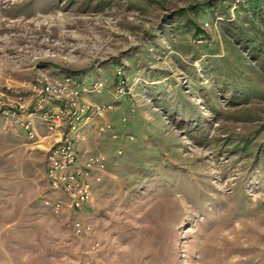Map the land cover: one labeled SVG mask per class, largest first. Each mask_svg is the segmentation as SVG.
<instances>
[{"label":"rangeland","instance_id":"1","mask_svg":"<svg viewBox=\"0 0 264 264\" xmlns=\"http://www.w3.org/2000/svg\"><path fill=\"white\" fill-rule=\"evenodd\" d=\"M249 1L0 0V264H264V0ZM44 77L102 81L82 100L114 106L79 132L83 160L107 156L80 227L44 202Z\"/></svg>","mask_w":264,"mask_h":264},{"label":"built area","instance_id":"2","mask_svg":"<svg viewBox=\"0 0 264 264\" xmlns=\"http://www.w3.org/2000/svg\"><path fill=\"white\" fill-rule=\"evenodd\" d=\"M117 76L115 94L122 96L127 93V79L121 68H118ZM104 88L102 81L87 87L73 78L44 77L35 86L33 94L35 113H41L48 132L56 138L47 152L49 192H54L55 196L51 197L49 193L45 205L55 212L62 211L66 206L71 207L78 212V227L83 224L84 209L92 199L94 183L101 181L107 171L105 154L100 153L86 160L81 158L77 147L79 132L90 116L102 118L114 109L112 104L83 101L82 96L88 92H102ZM26 129L30 131V124ZM101 129L114 131V138L119 136L111 124Z\"/></svg>","mask_w":264,"mask_h":264},{"label":"trees","instance_id":"3","mask_svg":"<svg viewBox=\"0 0 264 264\" xmlns=\"http://www.w3.org/2000/svg\"><path fill=\"white\" fill-rule=\"evenodd\" d=\"M250 2V5H251V7H258L261 3V0H250L249 1Z\"/></svg>","mask_w":264,"mask_h":264},{"label":"crops","instance_id":"4","mask_svg":"<svg viewBox=\"0 0 264 264\" xmlns=\"http://www.w3.org/2000/svg\"><path fill=\"white\" fill-rule=\"evenodd\" d=\"M87 100H89L90 102H92V98H89V96L87 97ZM53 137V136H52ZM54 138V141H55V137H53ZM77 141H78V139H77ZM54 143V142H53ZM53 143H51V145L53 144ZM78 147V150H80V151H82L80 148H79V146H77Z\"/></svg>","mask_w":264,"mask_h":264}]
</instances>
